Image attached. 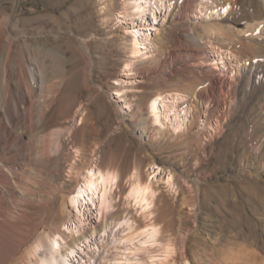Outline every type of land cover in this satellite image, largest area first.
Listing matches in <instances>:
<instances>
[{"label":"rangeland","instance_id":"1","mask_svg":"<svg viewBox=\"0 0 264 264\" xmlns=\"http://www.w3.org/2000/svg\"><path fill=\"white\" fill-rule=\"evenodd\" d=\"M127 1L0 0V21L12 17L0 25V39L9 27L14 65L22 50L32 62L45 60L47 83L63 78L33 138L59 125L71 128L61 153L47 160L44 177L52 185L31 209L32 223L42 227L32 230L28 246L47 231L67 264H264V54L241 76L235 51L197 45L207 39L208 19L192 13L195 0H165L141 15L127 13ZM134 30L142 36L138 53L131 48ZM6 53L4 46L0 77ZM116 90H123L121 98ZM164 94H179L178 107L186 111L176 131L169 124L159 129L149 114V101ZM41 97L38 92L22 105L26 116L38 112ZM112 121L130 140L125 152L110 150ZM86 124L92 130L83 133ZM89 164L120 173L113 206L88 202L79 221L64 198L83 182ZM152 166L163 170L142 214L127 204L126 192L132 173L147 181ZM163 171L172 174L171 187ZM125 217L121 242L110 244V224ZM151 226L158 231L147 239L141 234ZM8 252L0 247L1 255Z\"/></svg>","mask_w":264,"mask_h":264},{"label":"bare ground","instance_id":"2","mask_svg":"<svg viewBox=\"0 0 264 264\" xmlns=\"http://www.w3.org/2000/svg\"><path fill=\"white\" fill-rule=\"evenodd\" d=\"M127 2L129 10L127 13L139 15L147 10L155 12L167 4L165 0H130ZM197 2L198 5H196ZM196 12L197 14L202 12L208 19L204 24L208 33L207 39H200L198 43L196 41L197 45L200 43L213 44L215 51L217 50L216 45L218 49L228 47L235 51L242 71L241 76L246 74L248 66L252 65V61L257 56L264 54V0H217V3L212 0H195L192 13L196 14ZM232 14L237 16L234 22L231 21L233 20ZM220 15H223L226 20L231 19L232 23L229 21V24L225 26L224 22L216 21V17ZM11 19L12 17L9 16L1 20L0 25L8 26ZM7 32L8 34L0 39V49L5 46L7 50L0 77V247L5 246L9 252L3 255L0 253V264H67L66 254H60L55 247V242L50 238L53 232L45 231L33 240L30 246L27 244L32 236V230H39L42 227L34 226L32 223L31 209L35 202L41 201L39 197L43 187L52 185L44 177L48 166L47 160L61 153L65 137L71 131V128L59 125L33 138V133L43 125L47 112L53 104L51 95L57 87L61 88L63 78L59 76L55 81L47 83L44 70L45 60L36 59L32 62L22 50L19 54V64L14 65L15 41L10 36L12 32L9 27ZM140 37L134 30L131 47L134 53L141 51L139 49ZM70 44L74 49L78 48L74 41ZM209 78L211 79V76ZM38 92L42 96L38 112L31 117L26 116L22 105L27 101L31 102ZM122 93L123 90H116L117 97L121 98ZM200 98L205 99L206 95L202 93ZM180 99L179 94L154 96L148 105L153 124L159 129L169 124L173 131L181 127L185 121L183 117L186 111L178 107ZM78 114L85 115L82 108L78 110ZM87 121L86 116L85 122ZM91 130L92 126L88 127L86 124L83 133L91 132ZM11 145L16 148V152L11 150ZM35 164H38L39 168H36ZM151 169L147 181L140 178L138 171L133 172L126 192L127 204L135 207L137 212L142 214H147L153 203L156 191L152 185L158 180V174L163 170L158 166H152ZM117 171L89 164L83 174V182L81 181L75 187L71 195L66 198L62 197L65 204L70 202L77 210L76 217L79 221L82 220V208L88 202H98L101 208L113 206L112 195L119 178ZM163 180L168 186H172V174L165 173ZM52 195L55 201L56 193ZM51 203L52 201L49 200L45 202L46 205ZM62 215L69 218L67 208L62 207ZM128 221L129 219L125 217L115 225L110 224V244L121 242L117 235L120 226ZM22 231L23 235H21ZM157 231L155 226H151L139 234H144L148 239V237H154ZM42 248H45V253L40 256ZM240 257L242 256L238 255L235 258L238 260ZM248 257L252 260L254 256L250 254ZM243 258L240 259L243 260ZM256 260L252 264H260ZM187 264L190 263L187 262Z\"/></svg>","mask_w":264,"mask_h":264},{"label":"crops","instance_id":"3","mask_svg":"<svg viewBox=\"0 0 264 264\" xmlns=\"http://www.w3.org/2000/svg\"><path fill=\"white\" fill-rule=\"evenodd\" d=\"M130 147V140L127 139L122 133H117L116 125L112 121L110 123V150L125 152ZM120 173V170L117 171ZM132 172V169L130 170Z\"/></svg>","mask_w":264,"mask_h":264}]
</instances>
